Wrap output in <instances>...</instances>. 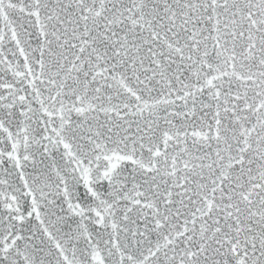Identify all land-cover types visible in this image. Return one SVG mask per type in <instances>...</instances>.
Instances as JSON below:
<instances>
[{"label": "snow or ice", "instance_id": "1", "mask_svg": "<svg viewBox=\"0 0 264 264\" xmlns=\"http://www.w3.org/2000/svg\"><path fill=\"white\" fill-rule=\"evenodd\" d=\"M0 264H264V0H0Z\"/></svg>", "mask_w": 264, "mask_h": 264}]
</instances>
